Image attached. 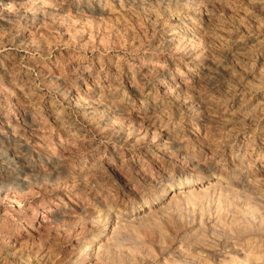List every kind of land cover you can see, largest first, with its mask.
<instances>
[{
  "label": "rangeland",
  "instance_id": "1",
  "mask_svg": "<svg viewBox=\"0 0 264 264\" xmlns=\"http://www.w3.org/2000/svg\"><path fill=\"white\" fill-rule=\"evenodd\" d=\"M0 264H264V0H0Z\"/></svg>",
  "mask_w": 264,
  "mask_h": 264
},
{
  "label": "bare ground",
  "instance_id": "2",
  "mask_svg": "<svg viewBox=\"0 0 264 264\" xmlns=\"http://www.w3.org/2000/svg\"><path fill=\"white\" fill-rule=\"evenodd\" d=\"M79 66V65H78Z\"/></svg>",
  "mask_w": 264,
  "mask_h": 264
}]
</instances>
